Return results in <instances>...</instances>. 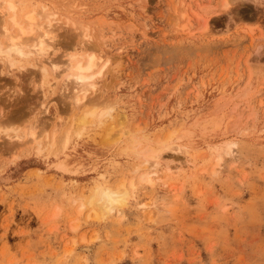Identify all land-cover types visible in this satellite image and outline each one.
I'll return each instance as SVG.
<instances>
[{
  "label": "rangeland",
  "instance_id": "374dc122",
  "mask_svg": "<svg viewBox=\"0 0 264 264\" xmlns=\"http://www.w3.org/2000/svg\"><path fill=\"white\" fill-rule=\"evenodd\" d=\"M14 1L17 18L51 14L54 50L0 68V264H264V0ZM89 55L113 57L87 94L100 104L79 109L66 69ZM93 106L113 123L96 116L61 151ZM130 180L119 212L87 218L92 194Z\"/></svg>",
  "mask_w": 264,
  "mask_h": 264
},
{
  "label": "bare ground",
  "instance_id": "6f19581e",
  "mask_svg": "<svg viewBox=\"0 0 264 264\" xmlns=\"http://www.w3.org/2000/svg\"><path fill=\"white\" fill-rule=\"evenodd\" d=\"M222 4L223 6L226 7L228 5L227 0H223ZM17 7L15 5L14 0H0V68L3 67V65H6L9 68V72H13L14 70L16 71L18 69V67L16 66V60L29 59V58H31L32 61L37 60V58L39 57L44 58L48 50L50 49L54 50V48L51 45L52 40L49 37L50 33L47 29V26L50 25V23L47 25V22H49V17L51 14L49 12H46L43 7L42 8L40 7L39 11H34L33 9H31L26 11L22 16H20V18H17L18 15L16 14L15 11V8L18 9ZM31 8H33V6H31ZM181 11H184V7L182 8ZM81 27L84 29L86 26L85 27L83 25L79 26V28L83 32H85ZM255 44L257 46L259 43L257 44V42H253V47ZM112 57L113 56L109 55V56H103V58H96L94 55H89L87 56L85 61H78L70 65L67 64L68 66L66 71L67 70H71V71L68 73L67 78L65 79L64 82H66L65 86L70 87V91H71L70 99L77 106V108L79 107L80 109V107L85 105L89 106V105L100 104L98 98L96 99L90 98L89 100L86 99L87 94L94 93L97 90L96 79H98L99 81L103 80V78L108 74ZM72 58L73 56H70L66 62L70 63ZM35 66H37L39 73L42 75V79L48 75L44 66L42 65L38 66V64L37 65L35 64ZM96 116L98 117L106 116L105 122L108 121V124L109 122H112L114 120L113 117L110 116L109 114L105 115L103 110L98 106L96 107L93 106V108H90L88 110L87 109L83 110L82 114H80L76 122L73 123L74 121L72 122L71 120V123L68 126H70L71 124L72 125L67 130H65L64 128L65 131L63 130L60 133V137L58 139L59 149L61 151L65 150L70 140L72 141V137L81 135L85 127L88 124H91ZM119 119H121L120 116L118 120ZM108 126L110 127V125ZM111 127L113 126L111 125ZM6 129L7 128L2 129L3 130L2 133H4L3 135L4 137L7 138L9 143L12 142L13 140H21L23 138V136L21 137V135H18L17 133H16L17 135L15 134L12 137L11 135L10 136L7 135ZM13 131L16 132V129H14ZM57 134H59V130L52 131L51 139H49L47 143L48 146L52 147L54 138ZM28 137L32 140V143H34L35 145L37 144L38 147L40 143L38 142L39 140L37 139H39L40 136L35 134V131L31 126L29 127ZM127 141L130 144L131 149H134V146H136L139 142H141L140 140L134 138V136H130V137L128 136ZM171 141L172 138H168L160 142V144L159 143L155 144V146L146 145L145 148L142 150V152H136L138 154L139 153L141 154L142 157L141 156L140 157L143 158L142 160L143 162L137 165L136 169L134 170L139 171V169H142L145 171L148 168L156 167L158 163L161 162L162 160L161 157L162 153L167 150L173 149L172 148L173 145ZM169 170L171 172V167L168 168V171ZM150 180L151 179H149L148 175L144 172L139 177L138 183L139 184L142 182L151 183L152 180L151 181ZM123 182L120 185H118L120 186V188H123L122 190L100 189V191L98 192L94 191L95 193L93 192L94 194H92L91 198L86 203L90 207L89 208L90 212L87 213V218L92 217L94 219H103L108 214H111L113 212H119V209L123 207L125 204H127L129 199H133L135 197L134 192L136 190L135 188L136 185L133 184L132 180H130L126 184L127 187L125 188L124 186L126 185ZM103 191L123 193L125 194V199L117 207L108 209L105 204L99 201L97 196L99 192H103ZM77 227H79V224L73 225L72 229L76 230Z\"/></svg>",
  "mask_w": 264,
  "mask_h": 264
},
{
  "label": "clouds",
  "instance_id": "9594fccd",
  "mask_svg": "<svg viewBox=\"0 0 264 264\" xmlns=\"http://www.w3.org/2000/svg\"><path fill=\"white\" fill-rule=\"evenodd\" d=\"M101 203L105 204L108 209L117 207L125 199V194L110 191H103L97 194Z\"/></svg>",
  "mask_w": 264,
  "mask_h": 264
}]
</instances>
